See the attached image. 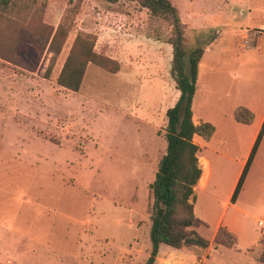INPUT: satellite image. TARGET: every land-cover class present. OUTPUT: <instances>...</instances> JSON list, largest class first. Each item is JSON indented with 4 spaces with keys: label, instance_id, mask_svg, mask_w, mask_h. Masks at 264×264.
I'll list each match as a JSON object with an SVG mask.
<instances>
[{
    "label": "rangeland",
    "instance_id": "obj_1",
    "mask_svg": "<svg viewBox=\"0 0 264 264\" xmlns=\"http://www.w3.org/2000/svg\"><path fill=\"white\" fill-rule=\"evenodd\" d=\"M171 1L190 46L216 38L207 54L216 60L198 81L196 111L220 122L223 111L251 94L263 99L264 53L240 63L232 29L264 21L261 11L241 12L264 0ZM62 22L68 35L46 77L50 41L43 46ZM259 28L244 29L259 34ZM80 32L96 35V50L110 49L120 70L89 63L74 91L57 78ZM171 35L165 19L133 0L0 3V264H145L152 247L150 184L167 149V109L180 95ZM231 149L238 159L236 140ZM209 157L210 179L197 192L195 212L208 223L201 233L210 248L199 258L163 247L187 264H262L248 250L264 236V153L235 204L229 200L239 162ZM220 225L237 235L235 247H215Z\"/></svg>",
    "mask_w": 264,
    "mask_h": 264
},
{
    "label": "trees",
    "instance_id": "obj_2",
    "mask_svg": "<svg viewBox=\"0 0 264 264\" xmlns=\"http://www.w3.org/2000/svg\"><path fill=\"white\" fill-rule=\"evenodd\" d=\"M117 2L119 0H109ZM155 17L165 19L171 26L170 43L173 46L171 73L176 87L180 91L177 102L167 109L166 153L158 162L154 180L150 184L153 198L150 218V239L152 247L145 264H155L161 244L175 249L191 251L203 257L211 246L212 240L201 233L208 223L200 218L194 207V189L202 175L199 152L201 147L194 141L195 135L210 139L215 132V125L209 121L195 123L193 119V101L198 88V74L202 59L208 46L216 39L214 36L200 40L190 46L187 40L186 25L181 19L178 7L171 0H133ZM8 8L11 0H0ZM68 35L63 22L53 35L45 40L43 48L49 41L52 54L45 75L50 77L55 58L60 53L62 44ZM97 37L94 34L80 32L77 34L72 49L66 58L57 78L60 85L78 91L89 63H94L110 72L120 70V62L106 53L96 50ZM236 121L251 124L255 113L245 105L234 110ZM264 135V123L233 192L232 201L243 186L245 177L254 160L259 144ZM215 247L233 248L238 242L237 235L227 226L220 225L214 235ZM255 260L264 264V236L260 237L258 248H250Z\"/></svg>",
    "mask_w": 264,
    "mask_h": 264
},
{
    "label": "crops",
    "instance_id": "obj_3",
    "mask_svg": "<svg viewBox=\"0 0 264 264\" xmlns=\"http://www.w3.org/2000/svg\"><path fill=\"white\" fill-rule=\"evenodd\" d=\"M252 9H254V11H252ZM222 10H225V9H219V14L221 13ZM256 10L261 11L264 14V1H263V3H261V5H255L254 7L252 6V8H250V6H249V7H247V11L242 10L241 12L243 13V15L246 14V12L252 14V13H255ZM261 18L262 19H260V20H263L264 17H261ZM260 22L258 24L256 23L255 25H250V26L242 25L241 32H238V31L232 29V34H233L232 39L235 41V49L237 48L238 59L241 60L240 63H242L244 61H248L250 58V55L257 52V51L264 53V48H263L264 47V31L262 33H259V34H255V32H253V34L252 33L247 34L245 32V29H244V28L247 29L249 27H251V28L261 27L262 25H264V21H260ZM126 33L127 32L125 31V34ZM126 37H128V36L126 35ZM246 40H249V42L246 43ZM211 46L212 45H210L207 48L205 56L202 59L199 74H198V81L200 80V77L202 76L203 72L209 71V69H206V68H208L209 65H212L213 61L216 60V59L207 57L208 52L211 51V49H212ZM108 50L109 51H107V52L109 54H111L110 56L114 57V56H112V53H110L111 52L110 49H108ZM114 58H116V57H114ZM116 59H118V58H116ZM211 60H213V61H211ZM118 61H119V59H118ZM208 61H210V62H208ZM210 71L216 72L217 70L215 67H212V69H210ZM248 71H252V69L248 67L245 70V72L247 73ZM242 72H244V71H242ZM234 77L236 79L238 78V80L239 79L241 80L242 77H244V76H243V74L241 75L239 73H234ZM245 81H248V80L241 81L243 85H245ZM199 88H200V86H199ZM199 88H197V91H196V94L194 97V101H193V119H194L195 123H200L201 121H209V122L213 123L215 125V132L212 135V137L208 140L204 139L200 135L194 136V141L201 147L200 152H199V158H200V163L202 164L201 179H200L199 183L195 186V189H194V197H193L194 207H195V202H196V198H197V192L199 190L206 189L208 186L207 184L209 182L210 173H211V159L209 157V154L211 152L217 153L224 158H228L230 160H237L239 162V165H240L239 170H238V173L235 177V180L232 184L231 191H230V196L232 199V195H233L232 192H234V190L238 184L240 176H241V174L245 168L247 160L251 154L253 146L256 142V139L259 135L261 127L264 123V97L262 99L261 96L257 97L255 95L251 94L249 97L243 99V101H241L242 103H238L237 105H234V107H232L229 111H226V112L223 111L222 112L223 119L219 122V120H217V121L211 120L209 117H205L204 115H202L196 111V109L198 108L197 93L199 92ZM239 104L245 105V106L249 107L252 111L255 112L256 117L251 124L240 123V122L236 121V119L234 118V110L237 106H239ZM226 130L231 131L232 137L230 136V134H228L226 132ZM233 140H236L238 147L241 149V153L239 154L238 159H235L234 157L231 156V154H229V152H231V150H232L231 144L233 145ZM165 141H166V139H165ZM214 141L216 144H214ZM166 148H167V145L165 144V149ZM261 153H264V135H263L262 140L259 144V147H258L257 152L255 154L254 160H253V162L249 168V171L245 177L243 186H242V188H241V190L237 196V199L234 202L232 200H229L230 203L235 204L236 202L239 201V197L241 196V194L244 190V186L247 183L248 176L251 172V169H252L253 165L256 163V161L258 160ZM202 160H205L206 163L203 164ZM203 177H204V180L202 181ZM225 177H227V175ZM222 180H224V179H222ZM222 184H223V181H222ZM230 196H229V198H230ZM165 245H167V244H165ZM163 246H164V244L160 245L159 254H158V257H157L155 264H187L188 259H186L185 256H183V254H181L180 252H174L170 248H164ZM177 250L187 251V250H181V249H177ZM208 259H209V257L203 258L204 261H207Z\"/></svg>",
    "mask_w": 264,
    "mask_h": 264
},
{
    "label": "built area",
    "instance_id": "obj_4",
    "mask_svg": "<svg viewBox=\"0 0 264 264\" xmlns=\"http://www.w3.org/2000/svg\"><path fill=\"white\" fill-rule=\"evenodd\" d=\"M259 29H260V30H258V31L263 32V31H264V25H262ZM248 42H249V40H246V43H248ZM260 224H261V225H264V221L261 220V221H260Z\"/></svg>",
    "mask_w": 264,
    "mask_h": 264
},
{
    "label": "bare ground",
    "instance_id": "obj_5",
    "mask_svg": "<svg viewBox=\"0 0 264 264\" xmlns=\"http://www.w3.org/2000/svg\"><path fill=\"white\" fill-rule=\"evenodd\" d=\"M202 163L205 164V163H206L205 160H202ZM203 180H204V177H203L202 181H203Z\"/></svg>",
    "mask_w": 264,
    "mask_h": 264
}]
</instances>
